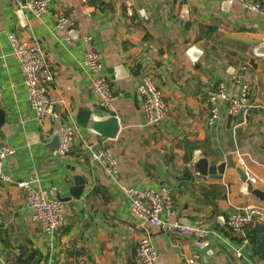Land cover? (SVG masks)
Returning <instances> with one entry per match:
<instances>
[{
    "label": "crops",
    "instance_id": "obj_1",
    "mask_svg": "<svg viewBox=\"0 0 264 264\" xmlns=\"http://www.w3.org/2000/svg\"><path fill=\"white\" fill-rule=\"evenodd\" d=\"M59 15L75 20L70 42L55 30ZM9 34L42 50L53 74L49 95L58 124L37 123ZM85 35L93 38L102 75L115 92L110 112L98 107L91 92ZM191 48L198 52L189 59ZM237 74L251 85L250 109L233 118L220 102L218 120L208 124L207 90L224 82L229 96L238 98L241 89L232 82ZM144 78L153 80L169 105V119L159 126H147L140 111L137 90ZM0 110V147L13 150L3 161L4 173L32 182L65 209L63 226L46 234L30 221L19 190L0 181V264H135L136 245L145 235L152 238L155 264H186L194 253L202 264H264L254 234L264 222L241 233L226 226L232 212H264V202L243 191L233 169L243 170L264 192V18L238 0H47L39 18L0 0ZM80 112L116 118L115 139L81 128ZM61 125L77 129L67 157L57 154ZM87 144L111 151L114 178L92 160ZM196 155L208 166L226 163L225 173L219 179L197 174ZM121 184L139 191L168 188L175 215L163 212L160 219L214 234L196 249L189 238L142 225Z\"/></svg>",
    "mask_w": 264,
    "mask_h": 264
},
{
    "label": "built area",
    "instance_id": "obj_2",
    "mask_svg": "<svg viewBox=\"0 0 264 264\" xmlns=\"http://www.w3.org/2000/svg\"><path fill=\"white\" fill-rule=\"evenodd\" d=\"M19 10H25L39 18L47 11V0H5ZM85 2V0H81ZM246 10L258 14L264 18V6L256 0H238ZM127 13L131 15V4L126 3ZM75 20L66 15L57 16L55 30L64 33V38L70 42L69 31L75 27ZM8 40L12 49V56L18 62L30 106L35 112L39 125L45 123H59V114L56 103L50 98L49 85L53 81V74L46 63L45 56L40 47L35 43L25 44L15 34H9ZM84 48V64L90 72L91 92L98 98V107L110 112L116 99L112 84L102 75L103 66L101 57L95 49L93 38L89 35L82 37ZM233 84L241 89L238 98L228 94L227 86L220 82L207 90L205 102L207 106V123L214 124L219 118L220 102L227 104L228 114L236 118L245 114L249 105L251 85L243 80L240 74L232 77ZM137 94L140 97V111L147 126H159L169 119L170 109L162 91L154 84L151 78H144L138 87ZM60 144L57 154L60 157L70 155L75 146L77 129L74 125H61L58 129ZM91 152V158L109 177L114 178L118 172L117 162L108 148H95L93 144H87ZM13 154L8 147H0V181L14 185L23 196L30 212V221L38 225L43 232L49 235L55 234L64 224L65 209L63 203L48 201L43 192L36 189L32 182L14 181L3 171V161ZM247 180L255 184V179L246 175ZM120 190L130 202L133 216L142 225H148L159 229L165 234H177L189 238L196 249L202 248L213 231L200 225H185L179 222H168L160 219V214L165 212L169 216L175 215L174 199L168 188L159 191H139L134 188L120 185ZM264 222V212L250 208L246 211L232 212L226 219L227 228L233 233H241L246 227L255 223ZM132 232V228H128ZM237 257L240 254L236 253ZM135 264H155L157 254L152 244L150 235L143 236L135 248ZM186 264H202L199 254L194 253L188 258Z\"/></svg>",
    "mask_w": 264,
    "mask_h": 264
},
{
    "label": "water",
    "instance_id": "obj_3",
    "mask_svg": "<svg viewBox=\"0 0 264 264\" xmlns=\"http://www.w3.org/2000/svg\"><path fill=\"white\" fill-rule=\"evenodd\" d=\"M196 48H191L188 51V57L191 59V54L197 53ZM2 112L0 110V117L2 118ZM77 124L81 128H85L86 130L92 132L95 135L108 138V139H115V136L117 135L119 125L118 120L116 118H113L112 116H107L105 118H93L89 117L87 114L80 112L79 116L77 117ZM57 141H58V147L60 144V135L58 133L57 135ZM58 149V148H57ZM196 162L194 164L195 171L197 174L201 176H216L218 175V179L222 177V175L225 173V170L227 168L226 163H222L219 166H208V163L206 160L199 159V157L196 155L195 157ZM233 169L237 172V174L240 177V181L245 185L243 188V191L246 194H250L257 198L260 201L264 202V192L261 190H258L254 188L252 183L247 180L246 174L243 170L240 168H236L235 166ZM57 201L60 202V199ZM253 234V232H252ZM254 234H257V242H256V248L255 251L264 257V226L263 225H257L254 230Z\"/></svg>",
    "mask_w": 264,
    "mask_h": 264
}]
</instances>
